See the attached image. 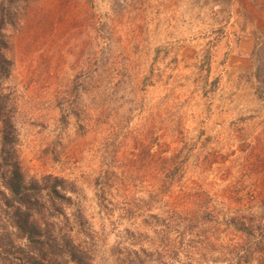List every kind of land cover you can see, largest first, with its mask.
<instances>
[{"label":"rangeland","instance_id":"obj_1","mask_svg":"<svg viewBox=\"0 0 264 264\" xmlns=\"http://www.w3.org/2000/svg\"><path fill=\"white\" fill-rule=\"evenodd\" d=\"M168 1L182 9L171 39L159 20ZM200 1L14 4L1 88L18 161L27 176L72 183L92 264H264V139L241 125L251 113L208 126L217 80L205 89L207 52L198 65L178 57L184 41L205 37L184 30L205 22ZM222 3L256 26L242 76L264 102V0Z\"/></svg>","mask_w":264,"mask_h":264},{"label":"trees","instance_id":"obj_2","mask_svg":"<svg viewBox=\"0 0 264 264\" xmlns=\"http://www.w3.org/2000/svg\"><path fill=\"white\" fill-rule=\"evenodd\" d=\"M19 1L0 0V264H92L86 220L72 206V183L51 174L27 176L16 154L1 83L11 72L4 30L16 22Z\"/></svg>","mask_w":264,"mask_h":264},{"label":"crops","instance_id":"obj_3","mask_svg":"<svg viewBox=\"0 0 264 264\" xmlns=\"http://www.w3.org/2000/svg\"><path fill=\"white\" fill-rule=\"evenodd\" d=\"M203 1L204 3L200 1L202 5L209 9L204 15L203 20L205 22L201 24L200 20H197L195 22L200 23V26H191L190 28V24L186 22L184 30L190 32L200 29L203 34L205 33V37L191 42L184 41L186 48L183 47L180 50L182 53L180 52L178 57H184L190 62L189 64L195 63L198 65L200 59L203 58L202 52H207L205 61L208 65V79L204 87L205 89L209 87L210 80L215 79L217 82L213 85L212 91L208 92L213 97V111L208 114L206 124L214 126L217 122H220L222 124L221 129H224L229 124L233 126L236 117L251 113L250 120L241 125L247 126L249 124L252 134H256L258 140H263L264 102L258 101L254 97L252 89L249 88L252 83L248 85L244 76H242L244 72L249 70L253 57L258 52L254 35L257 30L254 28L256 26L253 22L250 24L247 13L238 12L235 6L231 5L230 8H226L223 6L222 0ZM180 2L184 3L183 1ZM178 4L179 1H168L163 4L160 10L159 20L162 28L166 20L174 26H171V29H173L172 34L170 37L167 35L166 39H171L177 33V24L182 18V9ZM184 4L188 5L186 1ZM195 22L193 23L195 24ZM183 33L185 32L183 31ZM186 50L189 56L185 55ZM177 70L181 71L178 68ZM185 73L191 76L193 74L198 80H203L206 71L200 70V67L195 69L194 66L190 65L189 68L185 69ZM226 95L232 96V102L225 101Z\"/></svg>","mask_w":264,"mask_h":264}]
</instances>
